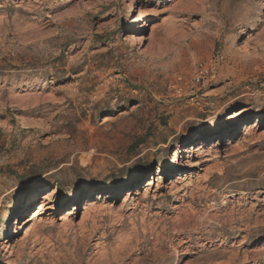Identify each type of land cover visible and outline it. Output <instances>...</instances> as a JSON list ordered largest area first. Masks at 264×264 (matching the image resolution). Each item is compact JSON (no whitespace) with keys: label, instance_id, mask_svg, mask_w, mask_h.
Here are the masks:
<instances>
[{"label":"rangeland","instance_id":"obj_1","mask_svg":"<svg viewBox=\"0 0 264 264\" xmlns=\"http://www.w3.org/2000/svg\"><path fill=\"white\" fill-rule=\"evenodd\" d=\"M0 264H264V0H0Z\"/></svg>","mask_w":264,"mask_h":264},{"label":"bare ground","instance_id":"obj_2","mask_svg":"<svg viewBox=\"0 0 264 264\" xmlns=\"http://www.w3.org/2000/svg\"><path fill=\"white\" fill-rule=\"evenodd\" d=\"M258 122H259V120H257ZM256 125H258L257 123L255 124V126ZM202 146H204V143L203 142H201L200 144H199V147H202ZM161 181V178L159 177L158 178V180H157V182H160ZM149 184V183H148ZM125 192V190L124 189H121V193H124ZM116 193H118V191L116 192ZM115 193V194H116ZM115 194H111V195H113V196H111L110 195V193H101V192H96V193H91L90 195H88V197L86 198L87 199V203H86V210L89 208V207H91V206H93L94 204H95V201H98V200H102V201H105V200H109V199H111V198H114V199H117L118 197H120V196H116ZM43 198H40V199H42V200H44V201H47V200H51L52 198H54L55 197V194L54 193H52V192H45V193H43ZM115 196V197H114ZM47 203H45V202H43L42 204H39L40 205V208H39V210L37 211L38 213H36V214H34V217H37V215L38 214H40L41 213V211H43V209H44V207H45V205H46ZM48 205V204H47ZM27 209L29 208V205H27V207H26ZM73 209H76V205L73 207ZM85 210V211H86ZM69 215V214H68ZM34 217L32 218L31 217V215L30 216H28L25 220H23L22 222H20L19 224H18V228H17V230L14 232V233H12V235H18V234H21L22 232H23V229L25 228V227H27L31 222H33L34 221ZM8 246V245H7ZM6 246V247H7Z\"/></svg>","mask_w":264,"mask_h":264}]
</instances>
